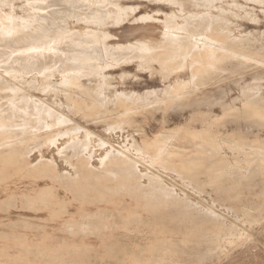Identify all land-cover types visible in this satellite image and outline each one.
<instances>
[{
	"label": "bare ground",
	"instance_id": "bare-ground-1",
	"mask_svg": "<svg viewBox=\"0 0 264 264\" xmlns=\"http://www.w3.org/2000/svg\"><path fill=\"white\" fill-rule=\"evenodd\" d=\"M37 1L0 0V184H5L8 197L19 195L32 210L51 209L55 214L59 210L54 206L63 203L57 183L65 189L85 186L88 193L102 198L119 190L118 186L133 198H181L167 179L146 165L162 157L197 189L201 187L200 177L187 174L189 166L211 171L218 166L208 168L209 163L204 161L219 158L227 166L228 177L212 191L216 198H236L240 195L238 188L250 186V181L260 175L264 177V172L256 171L264 168V120L253 119L264 116V35L240 29L244 21L257 24L262 20L264 0H45L47 4L39 11ZM144 4L154 8L141 13ZM118 68L121 73L114 75ZM140 73L157 79L162 87L140 92L120 90L114 84L117 79L124 84L126 79L138 81ZM75 84L77 88L71 93L60 89V85ZM231 84L237 93L233 94ZM46 85L53 86V95L35 94L34 90H43ZM57 93L89 107L88 116L114 117L109 124L122 130L133 127L139 116L155 117L160 102L166 124L171 122L173 109L183 104L188 107L179 114L184 117L188 111L189 116L153 137L144 135L141 142L134 139L132 154L128 148L114 146L111 135L104 136L77 122L70 116L77 114L74 104L65 106L67 101L60 102ZM124 96L126 102H117ZM169 100L173 102L165 104ZM112 105L131 109H107ZM234 115L240 116L234 119ZM102 118L89 120L99 124ZM222 138L229 141L231 158L223 151ZM191 144L206 157L189 153L192 150L185 146ZM54 148L72 170L77 169L79 161H85L93 173L81 177L75 173L73 177L69 170L59 171L55 157L44 155V150ZM36 150L41 158L34 162L32 153ZM152 151L155 154L150 161L146 155ZM248 156L259 161L245 165L242 160L246 158L248 163ZM96 160L99 167L92 163ZM18 173V177H45L51 182L15 193L8 183L15 181ZM219 176L214 174L212 178ZM66 210L65 205L59 212L64 214ZM204 211L209 215L204 222L211 225L202 237L203 244L208 245L205 253L195 251L193 255L197 264L206 260L213 263L214 259L219 264H232L225 253L227 245L248 235L238 222L253 225L257 221L243 209V219L238 216L232 221L227 219L228 213L217 211L213 204ZM75 218L61 223L73 229ZM87 224L83 221L82 225ZM34 228L39 230V224ZM250 241L254 244L253 239Z\"/></svg>",
	"mask_w": 264,
	"mask_h": 264
},
{
	"label": "rangeland",
	"instance_id": "rangeland-1",
	"mask_svg": "<svg viewBox=\"0 0 264 264\" xmlns=\"http://www.w3.org/2000/svg\"><path fill=\"white\" fill-rule=\"evenodd\" d=\"M35 4L39 7L36 8L39 11L47 2L45 0H38ZM151 8H154V6H146L144 4L139 12L143 13L146 10H151ZM240 29L245 33H259V35L263 36L264 17L257 24H252L248 21L242 22ZM117 32L120 34L121 29L117 30ZM200 41H204V39L200 38ZM206 41L210 42L209 40ZM211 43L220 47L217 42ZM163 53L164 51L162 50ZM106 59L109 60L108 58ZM197 67L203 68L202 65H197ZM131 69V67H127V70L133 73L134 70ZM190 69L191 65H189V72ZM175 72L179 73L178 69ZM120 73L121 70L119 68L114 70V75H119ZM139 76L141 78L138 81L126 79L124 84L121 80L117 79L114 81V84L120 90L135 89L140 92L162 87L160 81L155 80V78L151 79L147 74L140 73ZM247 79L250 81L251 76L248 75ZM231 86L234 88L233 94L237 93L236 86L234 84H231ZM76 88L77 84L73 86L60 85V89L64 91L69 90L70 93L71 90H76ZM53 91V86L48 85L43 90H34L35 94L39 96H44V93H51L53 95ZM56 97L60 102L62 100L67 101L65 106L74 104V110L77 114L70 116L74 117L77 122L104 136L111 135L114 138V146L117 148H128L127 150L132 154L135 151L131 148L134 139L141 142L144 135L153 137L163 130V128L167 130L173 128L175 124L184 122L186 117L189 116L188 111L184 117L180 116L179 111L188 107V105L183 104L181 107L173 109L171 112V122L166 124L163 122L162 111L160 110L163 102L159 101L161 105L156 106L159 111L155 117H152L150 114L148 116H139L138 122L133 127L128 126L122 130L120 127L114 126V123H111L112 125L109 124V120L114 119V117H105L108 115L88 116L86 113L89 112V107L82 105L79 101L73 102L65 99L63 95L58 93ZM74 99L77 100V97L74 96ZM150 99L152 100L153 98ZM128 100L130 101V99ZM121 101H127L125 100V96L117 100V102ZM17 102H20V100ZM172 102L173 100H169L165 104ZM54 105L60 107L57 104ZM217 108L219 109V107ZM107 109L127 111V109L131 108L122 107L118 109L112 105L107 106ZM239 116L234 115L233 118L237 119ZM98 117H104L102 121H99V124H95L89 120ZM253 119L263 121L264 116H254ZM220 141L223 145V151L231 158L233 153L228 148L229 141L223 138ZM185 147L192 150L188 151L189 153L198 152L203 157H206V153L198 149L194 144ZM32 154L34 162L41 158V153L38 150ZM154 154L155 151H152L150 152V156L146 155V158L151 161ZM184 154L187 153L185 152ZM44 155L46 158L55 157L59 164V171L69 170L73 174V177H75V173L80 174V177L82 174L89 176L93 173L85 161H79L77 169L72 170L68 163L58 156L55 148L49 151L44 150ZM245 159L243 158L242 160L245 165H251L252 161H259V159L248 156L249 162L247 163ZM163 160L164 157L160 160L146 163V165L156 175L167 179V183L175 188V191L181 198H133L130 193L124 190V187L118 186L117 188L120 187L119 190L117 189L116 192L103 197V199L99 194L88 193L85 186L65 189L56 182L58 184V191L63 197L61 198L63 203L54 206L53 209L60 211L66 205L69 211L66 210L64 214L58 211L55 214L51 209L32 210L21 201L19 195H17V198L8 197L7 192L4 190L5 184H0V264H197V259L193 256L195 251H199L203 255L202 253H205L203 250L208 246L202 242V237L208 232L211 225L209 222H204L205 218L209 216L207 211H204L208 204H213L217 211L221 210L228 213V220L232 221L238 216H241L243 219L244 214L241 212L243 209L251 215V218L253 217L257 221L253 225L243 223L242 220L239 221L238 224L243 225L248 235L232 245H227L225 253L230 258L232 264H264V177L260 175L250 181V186L245 185L238 188L240 195L236 198H216L212 191H216L215 188L219 181L222 183L226 182L225 180L228 177L225 173L227 166L219 158L204 161L205 163H209L207 164L208 168L210 166H218L211 171L200 170L196 165L189 166L190 170L187 174L192 177H200V189L183 180L180 177V173L173 170L171 164H165ZM92 163L95 167L100 166L99 160ZM179 163L181 162L177 164L181 165ZM256 171L260 173L264 172V168L257 169ZM218 173L220 175L219 178H212L214 174ZM18 176L19 173L15 181H9L8 186L11 188L10 191L19 194L26 193L28 189L36 186V184L43 187L45 183L51 182L50 178L45 177L37 179L36 177ZM144 182L148 183L149 180L144 178ZM112 190H114V187ZM234 195L236 196V194ZM153 199L159 201L155 203L152 202ZM95 200L99 202L97 203ZM182 203L183 205H181ZM63 204L64 206H62ZM125 205L129 209L122 208ZM172 205H177L179 208H169ZM238 208L241 211H237L236 209ZM100 210L102 213L99 212ZM89 213L98 214L89 218L83 216V214ZM61 214L62 218L59 217ZM74 215L76 221L73 224V229L61 223L68 218H73ZM83 221L88 224L83 226ZM37 224H39V230L38 228L37 230L34 228ZM41 227L44 228L42 229ZM250 239H253L254 244ZM224 257L225 254L223 255ZM213 261L212 263L211 260H206L204 264H219L216 259ZM226 263L229 262L223 264Z\"/></svg>",
	"mask_w": 264,
	"mask_h": 264
}]
</instances>
